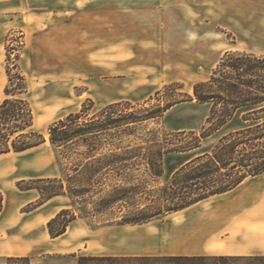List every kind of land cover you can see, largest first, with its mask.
Wrapping results in <instances>:
<instances>
[{"label": "rangeland", "instance_id": "374dc122", "mask_svg": "<svg viewBox=\"0 0 264 264\" xmlns=\"http://www.w3.org/2000/svg\"><path fill=\"white\" fill-rule=\"evenodd\" d=\"M5 1L0 0V103L5 88L18 92L26 86L19 97L29 102L32 128L45 141L0 154V264H78L80 255H241L219 254L228 253L222 241L237 252L244 248V254L264 251V216L256 215L264 206L238 202L241 189L262 178L133 225L122 216L156 205L184 156L164 155L160 176L151 173V156L133 154L107 167L102 159L117 147L147 146L164 133L200 129L209 108L190 100L193 86L210 77L226 49L233 56L264 55V0H34L43 18L28 28L23 26L30 17L2 11ZM150 111L155 116L139 119ZM76 112L103 129L87 135L84 145L75 140L68 148H54L49 125ZM216 137L201 148L209 149ZM41 178L60 179L64 190L87 191L39 205V191L24 188L58 186ZM117 185H136V193L100 208ZM63 208L77 217L51 237L47 222Z\"/></svg>", "mask_w": 264, "mask_h": 264}, {"label": "trees", "instance_id": "16d2710c", "mask_svg": "<svg viewBox=\"0 0 264 264\" xmlns=\"http://www.w3.org/2000/svg\"><path fill=\"white\" fill-rule=\"evenodd\" d=\"M19 78L21 81L24 80L21 76ZM24 91L26 86H21L18 92L5 88L7 97L0 103V154L24 151L45 141L43 134L32 128L33 114L29 102L19 97ZM193 98L199 104L208 105L209 108L205 124L200 129L164 133L161 141L147 146L128 144L117 147L119 151L110 150L106 156H103L104 167L118 160H125L133 154L151 156L148 158V163L154 176H160L163 172L164 155L176 153L184 156L171 170L170 185L161 188L158 203L123 215L121 218L123 223L142 224L189 207L213 195L232 190L247 177L264 178V55L237 53L233 56L232 51L225 52L210 77L194 84L193 97L190 96V100ZM172 105L173 103L158 108L156 116H161ZM108 108L110 105L106 106V109ZM144 110L147 111L149 108ZM151 114V111L147 112L139 119L155 116ZM81 118L82 113H69L64 118L51 123L48 127L50 144L54 148L65 149L75 140H79L84 145L87 135L103 129V127H95L94 118L89 120H81ZM228 124H232V127L224 130ZM216 135V141L209 149L201 148L205 140ZM86 169L91 175L97 172V169ZM39 181L58 182L55 188L46 185H30L24 188H35L39 191L41 195L39 205L57 195L67 193L73 198L87 191L85 187L74 189L70 186L64 190L63 182L56 178H41ZM136 189V185L112 186L108 194L100 200L99 207L103 209L119 200H126L129 195L136 193ZM2 208L3 195L0 191V213ZM79 210L85 214L84 210ZM76 217L74 211L68 208L61 209L47 222L50 236L63 234ZM24 260L27 261L28 258L24 257ZM149 260L177 263L186 260L201 264L207 261L211 264H264V255L167 257L80 255L78 264H132Z\"/></svg>", "mask_w": 264, "mask_h": 264}, {"label": "crops", "instance_id": "0c3cea01", "mask_svg": "<svg viewBox=\"0 0 264 264\" xmlns=\"http://www.w3.org/2000/svg\"><path fill=\"white\" fill-rule=\"evenodd\" d=\"M33 1L34 0H7L3 4L4 8L2 9V11H4L5 13H10V15L13 16V18H15L16 16V14H13V13H17V15L20 16V18H23L24 16L30 17L31 21L30 22L26 21L27 23L24 24L25 26H23L24 28H28V27H31L30 26L31 23L33 25L37 24V22H39L43 18V16L40 15L39 13V8L33 3ZM58 5H60V3L57 4V7ZM226 51H229V50L226 49ZM262 54H264V52ZM248 178H252V179L262 178L263 183L255 181V182H251L245 185L241 189V192L239 193V197H240L238 201L239 204H241L242 206L243 205L245 206L249 202L252 204L254 201H256L257 203H260V205L264 206V178L262 176L247 177L232 190L242 186ZM232 190H229L225 193H228ZM225 193H221V194H225ZM2 211H3V208H2ZM256 215L264 216V208L260 207V211H258ZM220 248L225 249L226 251H228V253L224 252V253H219V254L264 255V251L244 254L242 253L244 251V248L239 249V251L237 252L235 248L228 246L227 244H225L224 241H222V246Z\"/></svg>", "mask_w": 264, "mask_h": 264}, {"label": "bare ground", "instance_id": "6f19581e", "mask_svg": "<svg viewBox=\"0 0 264 264\" xmlns=\"http://www.w3.org/2000/svg\"><path fill=\"white\" fill-rule=\"evenodd\" d=\"M45 137L48 139V134H45Z\"/></svg>", "mask_w": 264, "mask_h": 264}]
</instances>
